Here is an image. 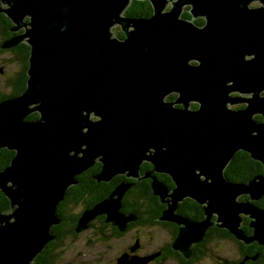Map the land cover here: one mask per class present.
<instances>
[{
  "label": "water",
  "instance_id": "water-1",
  "mask_svg": "<svg viewBox=\"0 0 264 264\" xmlns=\"http://www.w3.org/2000/svg\"><path fill=\"white\" fill-rule=\"evenodd\" d=\"M197 1L190 11L208 16L206 28L178 18L191 0H149L152 13L136 18L121 15L129 0H0L10 30L24 28L0 48L19 41L29 45L24 90L0 100V147L15 152L0 170V191L12 208L0 210V264H36L37 254L55 237L51 227L60 221L57 205L67 187L96 157L101 161L94 175L98 181L118 173L136 177L144 160L170 175L171 192L154 176L150 186L166 202L157 219L178 227L170 247L184 259L210 225L228 230L245 245H264V207L254 203L264 194V174L237 182L224 173L238 150L264 170V122L253 118L264 114V96H258L264 89V13L247 14L235 0L227 9ZM168 2L172 7L164 10ZM225 15L231 29L248 17L256 19V60H242L252 46L234 45L237 53L227 49V64L214 54L223 45L212 47L210 54L204 50L209 37L227 32ZM117 23L123 41L111 36ZM190 58L201 64L187 65ZM230 79L234 82L226 85ZM251 88L256 90L244 109L228 108L227 102L236 99L228 96L230 90ZM171 91L179 98L164 100ZM190 100L199 101V108L188 109ZM180 102L182 108L173 106ZM34 112L38 117L28 119ZM133 183L121 180L83 210L75 231L97 214L123 231L137 218L119 210ZM186 197L203 205V219L176 212ZM243 216L249 217L250 234L241 228ZM158 254L125 252L117 264H143Z\"/></svg>",
  "mask_w": 264,
  "mask_h": 264
},
{
  "label": "flooded vegetation",
  "instance_id": "flooded-vegetation-1",
  "mask_svg": "<svg viewBox=\"0 0 264 264\" xmlns=\"http://www.w3.org/2000/svg\"><path fill=\"white\" fill-rule=\"evenodd\" d=\"M131 1L132 0H129V3L127 4V6H125V9L121 12V15L136 18V17H147L152 13V8H151V4H150L149 0H143V1H146L150 4V13H148L149 11H147L145 9L142 11H136V10L132 9V10H129L127 12V8L131 6ZM191 1H192V3H187V4L183 5L182 10H181L178 18L185 19L187 21L190 20V21L194 22L197 26L206 28L208 25V21H209L208 16L205 13L198 14L197 16H193L190 9L194 8L193 6H195L198 1L197 0H191ZM207 3L209 6H212V7L227 9L231 5V0H207ZM238 6L242 7L244 9V12L247 14H255V12L257 10H258V13H264V1L263 0H235V7H238ZM171 7H172L171 3L168 2L166 4V7L164 10H166V9L168 10ZM146 9H147V7H146ZM146 14H148V15H146ZM186 14H188V15H186ZM226 20H227V16L225 15L222 17V23L224 25H225ZM251 20H252V23H250ZM1 27H0V43L2 41L4 42L9 37H13V36L21 34L24 30V28H19L16 31H11L10 28L12 27V25H10L8 28V31H4V28L2 27L3 28L2 29ZM225 27H226V25H225ZM226 29H227V32L225 34H223L222 36H220L219 38L209 37L208 42L206 43V47L204 48V50H207L208 54H210L212 47H214L215 45H219V44L221 46L223 45L224 47L221 48L219 51L215 52L214 54H219L222 62L227 64L229 62V57L226 54L227 49L235 48L234 45H237V46L240 45L242 47L252 46L253 52L244 55L242 57V60L251 61L254 58L256 60V54L255 53L258 52V48L256 47V44L259 43V39L256 36V35H258V24L256 23V19H251L250 17H248L246 24H243V22H241V23L236 24L233 29L227 28V27H226ZM110 30L112 32L111 36L114 37L115 40L123 41L125 39V34H124L123 30L121 29L120 24L117 23V24L112 25ZM225 47H227V48H225ZM0 52H2L3 54H6V53L8 54V56L6 58L4 57L3 59L6 61L7 64H9L11 66L10 68H7L5 66V64L0 66V100H2V99H5L7 97H12V96L18 95V94H12L18 88L17 83H15L14 76L17 74L16 73L17 67L18 68L23 67V65H25L26 63L28 65L29 45L25 41H19L17 44H15L9 48L8 47L7 48H0ZM235 52L237 53V49ZM8 59H11L13 62L8 61ZM186 63L189 66H199L201 64V61L198 58H190L187 60ZM248 67H250V65ZM233 71H234V69H232V72ZM233 82L234 81L230 79V80H227L225 83H226V85H231ZM244 88H248V85H245ZM252 89H255V88H251L250 91H241V92L238 90H230L228 92V96L230 98H236V99L233 102H227L228 108L231 110H242V109H244L247 106V104H249V100L253 98V95L255 92L252 91ZM178 96H179V93L177 91H171L164 96V100L174 101V100H176V98ZM258 96L259 97L264 96V89H262L258 93ZM199 104H200L199 101L190 100L188 103V109H197V108H199ZM173 106L176 108H182L183 103H181V102L180 103H174ZM92 118H94V117L92 116ZM253 118L258 123L264 122V114L263 113H260V112L255 113L253 115ZM248 156H250V155H248ZM93 165L94 166L99 165V170H100L101 161L99 160V157H96L94 163L90 167H92ZM260 166L262 168V164ZM90 167L85 169L84 171L80 172L75 177L77 182L74 183L73 185H79L80 186V185L85 184L86 181H88L87 173L91 170ZM154 168H155L154 164H152L149 161L144 160L139 166L138 176L129 177V176H126L124 173H118V174L114 175V176H117V175L123 176L124 179L134 182L133 185L131 186V187H134V192L132 194L130 193L128 195V197H129V199L136 200V202H137V205H135V206L139 209H136V211L134 210V213L137 215L138 219L133 221L137 224L141 223L142 220L152 219V218H150V210L152 207H155V206H164V208L166 207V202H161L159 196L153 194V191H152L151 186H150L151 177L154 176L156 179H158V181L162 182L167 187L169 192H171L175 186V183L173 182L172 178L170 177V175L168 173L158 171ZM146 174H149V175L147 176ZM94 178H96V177L94 176ZM120 180H122V179H120ZM102 181L103 180H101V182H99V183H102ZM102 185H105V184L103 183ZM105 190H106V187H105ZM101 192L103 194V192H105V191H101ZM69 196H70V192L68 194V197L64 198L63 200L64 201L67 200L69 198ZM166 198H168V197H166ZM243 198L245 199V197H243ZM61 201L57 205L58 214H59V207H60ZM121 202H122V198H121ZM196 203H197V206H195V209H197L198 213L202 214L203 213V205L199 204L198 202H196ZM148 204H150V208H147ZM77 207L79 208V210L77 209ZM77 207L75 209L80 211L81 210L80 206L78 205ZM129 211H131V210H129ZM121 212L127 213L128 211L127 212L121 211ZM143 217H144V219H143ZM244 217H248V216H243V218ZM203 218H204V215H203L202 219ZM248 219H249V217H248ZM192 220H195V219H192ZM158 221L161 222L160 220H158ZM165 222H168V221H165ZM170 223L174 224L172 222H170ZM130 224L131 223L128 224V227L124 231H122L120 235L112 236V237H109L108 239L105 238L104 241H102L101 238H97V237H93L89 242H87L86 239H83L82 240L83 249L84 248L88 249L87 254L89 255L91 261L94 262L97 260V257L92 258L93 254H94L93 249L99 248L100 246L104 245L107 242L106 240L115 239L116 237H120V236H123L124 234L128 233L130 230L133 229L131 227L132 225H130ZM242 224H243V221H242L241 225ZM175 226L177 229L178 228L177 225H175ZM169 227H171V226H169ZM249 228L252 231V228L251 227H249ZM176 229H175V231H176ZM222 229L223 228H220L219 230L215 231V233H214L215 235L212 238L211 242L217 240L219 242L229 244L231 247H227L226 254L229 255L230 258H229V260L220 259L218 262H216V264L223 263V262H226L228 264H239V262H241V261H243V264H264V258H262V257L256 256L253 259L247 255L242 257L239 254V252L237 251V248L233 247V245H235V244L232 241H228L226 239L227 237H222L220 235L223 232ZM89 230H91V229H89ZM166 230H167V235H168L167 240L161 241L160 244L158 245V249H156L152 252V253L159 252V254L156 255V257L153 259L155 264H161L159 261L161 259H163V261L168 259L167 257H164V258L162 257L163 250H164V247L166 245L170 246L172 240L174 239V237L176 235L175 234L174 237H171L170 230L167 228H166ZM177 231H176V233H177ZM104 234H106V233H104ZM209 236H210L209 232H204L201 240L192 245L193 253L189 259H185L186 262H188L189 264H194V263L195 264H201L202 263L203 259L205 257H207V254H208L207 239ZM136 238H139V237H136ZM139 240H140V238H139ZM68 241L72 242L74 240H68ZM129 247H130V245H126L124 247V250L121 253L127 252L128 254L134 253L137 255H144L145 254V253L139 252L140 246L134 250H130ZM198 251L204 252L205 255L198 256ZM68 253H69V250H67V252H63V255H67ZM63 255H62V253H60L59 256L61 258H63L64 257ZM82 255H85V254L82 252ZM48 256H49L48 249L43 248L37 254V256L35 258V263L36 264H47V257ZM199 258H200V260H199ZM62 262L69 264L70 260L63 258ZM81 262H82V260H81ZM113 264H116L115 260H114Z\"/></svg>",
  "mask_w": 264,
  "mask_h": 264
},
{
  "label": "trees",
  "instance_id": "trees-1",
  "mask_svg": "<svg viewBox=\"0 0 264 264\" xmlns=\"http://www.w3.org/2000/svg\"><path fill=\"white\" fill-rule=\"evenodd\" d=\"M132 9L136 11H142L145 9L149 11L148 13H150V4L143 0H132L131 6L127 8V12ZM0 20H1L0 25L4 28V31H7L9 26L12 25V23L10 19L1 11H0ZM8 61L13 62L11 59H8ZM26 67H27V63L23 65V67L20 68L17 67L16 69L17 74L14 76V80L15 83H17L18 88L12 94H19L24 90L25 88L24 84L27 77ZM34 117H38L37 112L31 113L27 118L29 119ZM14 153H15L14 150L8 149L7 147H0V170L9 164L10 159L13 157ZM247 154L248 153H246L243 150H238L237 152L234 153L231 160L224 169L225 176L228 179L237 182H246L255 174L264 173L263 168H261L260 166L261 164L257 160L250 158V156H248L249 154L248 155ZM90 168L91 170L87 173L88 181H86L85 184L80 186L72 185L70 188L71 191L69 198L65 201L62 200L60 203V207H59L60 221L57 224H54L51 230L52 233L55 235V237L51 239L44 247L48 249V253H49V256L47 257V264H66L62 262V258L59 255L62 251L67 252L68 250L67 247L69 246V244L67 243L68 240H74V241L80 240V242H82L83 239H86L87 242H89L93 237H97V238H101V240L104 241L105 238L108 239L109 237L112 236H118L122 232L118 230L117 226L105 221L106 218L105 214L95 215L93 218L88 220L87 227L79 231H75V226L77 224V219L80 213L83 210L93 206L94 203L98 202L102 198L106 197L112 191L114 186L121 181L120 179L124 180L123 176L117 175L114 176L111 180L108 181L103 180L102 183H99L101 181H98L96 178H94V175L99 170V165L98 166L93 165ZM103 183L105 185H102ZM101 191H105V192H103L102 194ZM133 192H134V187H130L123 193L122 195L123 197H121L122 202H121V206L119 207V210L134 213V210L136 211V209H139L135 206L137 205L136 200L129 199L128 197V195L130 193L132 194ZM243 197H247V196L242 195L240 196V199H244ZM255 203L259 207L263 208L264 194L258 200H256ZM78 205L80 206L81 209L80 211L75 209ZM8 206H9V201L7 197L4 196V194L0 191V210H5L6 208L9 209ZM195 206H197V203L192 199L186 197L178 203L176 212L186 216L187 218L200 220L203 217V213L202 214L198 213L197 209H195ZM156 207L157 208L155 212H153V214L150 212V218L152 219L142 220V224L145 225V227L157 226V224L153 221L158 220L157 218L160 215V212L164 208V206H156ZM214 217L215 216L213 215V219ZM243 219L244 220H243V224L241 225V228L246 233L250 234L251 229L249 228L250 226L248 225L249 219L248 217H244ZM132 222L133 221L129 222L131 223L130 225L135 224V222L133 223ZM161 223L164 226H166L167 224V222L165 221H161ZM169 224L171 227L166 226V228L170 230L171 237H174L178 229H176L175 226L176 224H171L170 222ZM220 228L221 227L215 225H210L209 227H207L205 232L210 233V236L207 239L208 243H210L212 238L214 237L215 231L219 230ZM222 230L223 232L220 235L222 237H227L226 239L228 241H232L237 246V251L242 257L247 255L250 256L251 258L256 256L264 258V245H260L256 241H253L252 243L245 245L241 241L237 240L234 236H232L228 230L224 228ZM136 241L138 242V239L135 240V242ZM202 255H205V253L202 251H198V256H202ZM77 256H79V254H77ZM162 257L175 259L177 264H189L188 262L185 261V259L180 255L178 251L172 250L168 245L164 247ZM69 264H72V262L70 261Z\"/></svg>",
  "mask_w": 264,
  "mask_h": 264
},
{
  "label": "rangeland",
  "instance_id": "rangeland-1",
  "mask_svg": "<svg viewBox=\"0 0 264 264\" xmlns=\"http://www.w3.org/2000/svg\"><path fill=\"white\" fill-rule=\"evenodd\" d=\"M9 38H11V37H9ZM17 43L18 42H16L15 44H17ZM15 44H13V45H15ZM7 56H8L7 53L3 54L2 52H0V66L5 64V66L7 68H10L11 66L9 64H7L6 61L3 59L4 57L6 58ZM72 185H69L67 187L65 194L61 200L68 197V194L71 191L70 188ZM147 208H150V204L147 205ZM156 208H157L156 206L152 207L150 212L153 214V212H155ZM6 209H8V208H6ZM77 209L79 210L78 207H77ZM137 219L138 218H136L135 220H137ZM153 222H155L157 224V226L145 227V225H143L142 222L138 223V224L135 223L131 226L133 229L130 230L128 233L124 234L123 236L116 237L115 239L106 240L107 242L104 245L100 246L99 248L93 249L94 254H93L92 258L97 257V260L94 262L91 261L89 255L87 254L88 249H86V248L83 249V243L80 242V240H76V241H72V242L67 241V243L69 244V246L67 247V249L69 250V253L67 255H63V251L61 253L64 256L63 258L70 260L72 262V264H113L114 260L117 264V259L121 254H123L121 252L124 250V247L126 245H130V247H129L130 250L137 249L140 246L139 252L145 253L144 256H148V255L152 254V252L154 250L158 249V245L160 244L161 241L167 240L168 235H167L166 226H170L169 221L167 222L166 226H164L158 220L153 221ZM128 223L126 225V228L128 227ZM51 230H52V227H51ZM136 237H139L140 240H139V238H136ZM137 239H138V244L135 245V240H137ZM47 243H46V245H47ZM207 247H208L207 257H205L203 259L201 264H216V262H218L220 259L229 260L230 256L226 254L227 247H231L229 244H225V243H222V242H219L216 240V241H212V242L208 243ZM233 247L237 248L236 245H233ZM82 252L86 256L82 255ZM77 254H79V256H77ZM155 257L156 256L154 255L153 257L144 260L142 263L143 264H155L154 260H153ZM81 260H82V262H81ZM34 261H35V259H34ZM159 261L161 264H177L175 259H172V258H168L165 261H163V259H161Z\"/></svg>",
  "mask_w": 264,
  "mask_h": 264
},
{
  "label": "bare ground",
  "instance_id": "bare-ground-1",
  "mask_svg": "<svg viewBox=\"0 0 264 264\" xmlns=\"http://www.w3.org/2000/svg\"><path fill=\"white\" fill-rule=\"evenodd\" d=\"M4 6H5V5H3V7H4ZM26 70H27V69H26ZM26 75H27V74H26ZM160 180H161V179H160ZM11 209H12V208H9V209H7V210H9V211H10ZM219 264H220V263H219Z\"/></svg>",
  "mask_w": 264,
  "mask_h": 264
}]
</instances>
